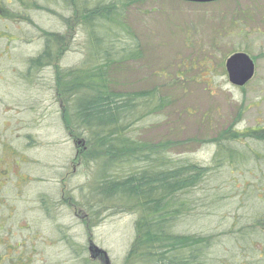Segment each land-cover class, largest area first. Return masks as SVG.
<instances>
[{
  "label": "rangeland",
  "instance_id": "obj_1",
  "mask_svg": "<svg viewBox=\"0 0 264 264\" xmlns=\"http://www.w3.org/2000/svg\"><path fill=\"white\" fill-rule=\"evenodd\" d=\"M66 6V0H0V264H126L135 238L136 213L98 208L96 166L60 114L56 72L89 63L92 41L79 20L65 19L73 14ZM129 6L127 23L143 56L118 67L115 83L125 92L157 89L170 102L136 126L134 136L170 143L173 163L214 167L221 131L240 135L264 127V0H135ZM44 33L62 38L54 47L56 68L30 70ZM244 49L255 75L238 88L229 82L226 60ZM240 143L251 154L264 150ZM231 170L223 163L186 196L189 207L175 228L212 236L206 264L264 261V239L248 232L254 211L264 210V158L254 170L253 160ZM89 208L99 216L92 218Z\"/></svg>",
  "mask_w": 264,
  "mask_h": 264
},
{
  "label": "trees",
  "instance_id": "obj_2",
  "mask_svg": "<svg viewBox=\"0 0 264 264\" xmlns=\"http://www.w3.org/2000/svg\"><path fill=\"white\" fill-rule=\"evenodd\" d=\"M66 1L67 10L73 14L65 19L79 20L92 40L86 51L90 62H83L79 68L59 69L53 89L64 124L84 143L86 156L96 166L93 194L102 200L98 208L109 204V209L121 208L138 215L126 264H206L212 236L209 239L175 232L184 208L190 204L186 196L214 178L212 172H219L223 163L235 169L230 175L237 173L242 163L252 160L254 170L264 158V150L248 148L252 155L240 142H246L247 147L250 141L264 145V127L240 135L221 131L216 141L214 167L205 168L191 161L173 163L167 154L170 143L153 145L134 136L136 126L143 124L149 114L154 115L170 104L168 98L159 99L157 89L120 91L115 83L114 72L118 67L137 62L143 56L139 40L126 19L127 9L135 0ZM94 1L97 5L91 7ZM43 37V51L30 60V70L51 65L56 68L54 47L62 38L50 33H44ZM243 51L248 53L247 49ZM97 209L89 208L92 218L99 216ZM254 212L248 232L262 240L264 210ZM248 232L241 239L247 238L244 236ZM252 264H264V261Z\"/></svg>",
  "mask_w": 264,
  "mask_h": 264
},
{
  "label": "water",
  "instance_id": "obj_3",
  "mask_svg": "<svg viewBox=\"0 0 264 264\" xmlns=\"http://www.w3.org/2000/svg\"><path fill=\"white\" fill-rule=\"evenodd\" d=\"M193 4H207L220 0H180ZM226 71L229 82L235 87L244 88L252 81L255 75V63L251 57L245 53L232 55L226 62Z\"/></svg>",
  "mask_w": 264,
  "mask_h": 264
}]
</instances>
